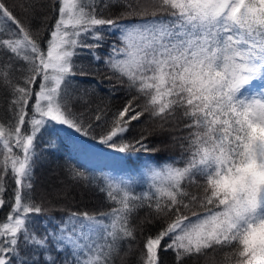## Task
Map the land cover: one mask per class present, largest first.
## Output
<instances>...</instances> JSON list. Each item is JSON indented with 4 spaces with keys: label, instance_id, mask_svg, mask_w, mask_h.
I'll return each mask as SVG.
<instances>
[{
    "label": "snow or ice",
    "instance_id": "6c2138e0",
    "mask_svg": "<svg viewBox=\"0 0 264 264\" xmlns=\"http://www.w3.org/2000/svg\"><path fill=\"white\" fill-rule=\"evenodd\" d=\"M128 8L105 18L97 0H56L42 40L0 0V208L8 209L0 264H111L122 241L137 239L130 220L146 200L155 213L147 222L163 219L143 238L141 264H164L169 250L174 264H188L224 249L226 264H264V0H137ZM125 15L152 18L123 23ZM106 33L120 45L101 55ZM82 54L102 62L131 97L110 116L97 108L96 122L73 110L74 101L87 103V90H69V77L88 75L75 71ZM144 116L161 130L180 119L173 139L182 165L144 161L150 183L141 195L133 188L139 169L97 180L69 165L73 179L89 178L112 202L99 214L66 208L56 217L34 200L36 141L47 130L66 126L131 157L156 151L146 135L126 136ZM44 148L57 150L56 137Z\"/></svg>",
    "mask_w": 264,
    "mask_h": 264
},
{
    "label": "trees",
    "instance_id": "16d2710c",
    "mask_svg": "<svg viewBox=\"0 0 264 264\" xmlns=\"http://www.w3.org/2000/svg\"><path fill=\"white\" fill-rule=\"evenodd\" d=\"M5 2L13 9L25 27L31 28L34 36L42 40L48 38L49 34L46 29L54 21L55 14L52 12V5L56 3V0H5ZM97 3L100 13L105 18H117L121 17L122 13L130 10L128 4H136L137 0H97ZM139 3L147 4L148 0H139ZM28 4L34 5V8L24 11L21 6ZM104 4H107L108 7H104ZM149 11H151L150 8ZM151 18V15H125L121 19L123 23H131ZM113 42H116L118 46L120 45V41L116 36L106 33L104 46L98 49L99 53L101 55L107 53ZM84 53H87V50H84ZM74 59L77 61L75 71L79 73L83 69L88 73L84 76L77 74L69 77L72 82L69 85V90L74 96L76 94L84 95L85 90H87V103L83 100L74 101L73 103V110L77 114L83 113L85 120L96 122L97 108L106 109L110 116L113 112L122 108L127 99L131 98L125 85L115 78L111 80L107 78L111 75V72L102 62H96L86 54L74 57ZM20 63H23V61H20ZM32 103L33 101H30V105ZM182 128L183 123L180 119H170L165 124L164 130H161L158 121L151 120L147 116L141 117L140 122H132L131 129L126 136L129 140H134L144 134L148 137L144 141L145 145L149 149H156V151H141L131 157H126L125 154L121 155L131 164L152 160L153 163L162 165L175 160L180 161L182 165L181 156L184 150L180 146L181 141L173 139V137L181 135ZM99 131L100 129H97V133ZM186 132L187 130H185V134ZM52 136L62 137V134L57 129H49L36 141L38 158L35 162L33 176L32 196L34 200L37 203H43L46 208L50 209V214L56 217L64 215L65 213L62 210L66 208L95 214L110 211L113 207L112 202L99 192L96 183L89 180L90 177H95L97 180L102 177L92 173L78 161L71 143L64 138L57 142L59 144L57 150H46L44 145ZM82 138L97 146L109 149L97 141L87 137ZM69 165L83 166L81 170L85 171L89 178L73 179L68 172ZM11 187L12 185L9 182V190L6 195L11 194ZM196 210L200 211L199 209ZM7 211V207L0 208V217H3ZM150 213L155 215L153 209L147 207L146 200L145 206L138 208L130 220L131 225L135 228L137 239L122 241L112 255L111 264H141L139 257L143 247V238L149 233L155 234L163 219L148 223L147 218ZM186 214L191 215L190 212ZM191 218L195 219V217ZM207 251V256H200L198 260L190 259L188 264H226L228 249L215 252L212 250ZM161 257L164 264H174V253L171 250L167 253H161Z\"/></svg>",
    "mask_w": 264,
    "mask_h": 264
},
{
    "label": "rangeland",
    "instance_id": "374dc122",
    "mask_svg": "<svg viewBox=\"0 0 264 264\" xmlns=\"http://www.w3.org/2000/svg\"><path fill=\"white\" fill-rule=\"evenodd\" d=\"M54 129L59 130L62 134V137H56V142H60L62 138L68 140L71 143L73 152L75 151L74 154L77 156L78 161L92 173L101 177L107 175L119 178L125 176L126 172L137 173V169H139L135 176L137 182L133 184L135 194L141 195L148 190L150 181L145 174V170L140 167L147 160L131 164L121 154L116 153L112 149H105L86 141L73 130L67 129L66 126L57 125ZM153 164L154 166L161 165Z\"/></svg>",
    "mask_w": 264,
    "mask_h": 264
}]
</instances>
